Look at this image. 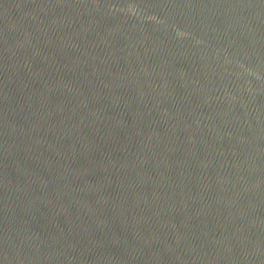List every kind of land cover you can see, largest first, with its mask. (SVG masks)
Here are the masks:
<instances>
[{
    "label": "water",
    "instance_id": "water-1",
    "mask_svg": "<svg viewBox=\"0 0 264 264\" xmlns=\"http://www.w3.org/2000/svg\"><path fill=\"white\" fill-rule=\"evenodd\" d=\"M0 264H264V0H0Z\"/></svg>",
    "mask_w": 264,
    "mask_h": 264
}]
</instances>
